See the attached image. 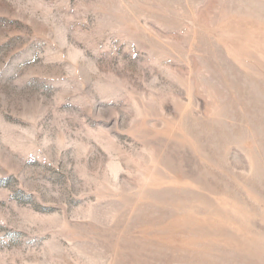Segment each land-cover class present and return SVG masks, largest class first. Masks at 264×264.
<instances>
[{"label":"rangeland","instance_id":"obj_1","mask_svg":"<svg viewBox=\"0 0 264 264\" xmlns=\"http://www.w3.org/2000/svg\"><path fill=\"white\" fill-rule=\"evenodd\" d=\"M0 264H264V0H0Z\"/></svg>","mask_w":264,"mask_h":264},{"label":"bare ground","instance_id":"obj_2","mask_svg":"<svg viewBox=\"0 0 264 264\" xmlns=\"http://www.w3.org/2000/svg\"><path fill=\"white\" fill-rule=\"evenodd\" d=\"M164 249H166V248H164ZM164 253V252H163ZM130 255V254H129ZM125 256H127V255H125ZM130 257V256H129ZM166 260V259H165ZM131 261V260H130Z\"/></svg>","mask_w":264,"mask_h":264}]
</instances>
